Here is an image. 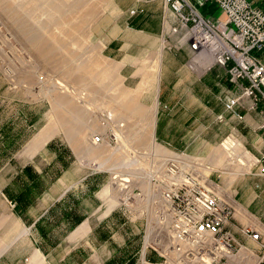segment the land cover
<instances>
[{"label": "crops", "instance_id": "obj_1", "mask_svg": "<svg viewBox=\"0 0 264 264\" xmlns=\"http://www.w3.org/2000/svg\"><path fill=\"white\" fill-rule=\"evenodd\" d=\"M255 3L264 6V0ZM106 5L110 33L103 54L120 63L124 79L133 77L135 57L156 55L163 76L174 58L154 39L162 27L163 0H107ZM200 9L220 14L214 2ZM183 58H174L175 83L161 81L166 85L160 87L161 103L168 110L160 111L156 121L157 138L203 156L232 134L253 156L264 155V102L251 108L246 97L238 108L241 117L233 115L224 103L240 92V85L219 65L198 76ZM16 98L14 89L0 92V264H159L161 257L146 243L129 246V219L117 207L109 171L97 168L111 158L90 139L99 130L98 123L94 128L91 123L96 111H89L87 119L79 107L69 106L59 126L38 116L36 101ZM22 129L31 134L22 138ZM231 170L220 173L222 185L238 193L227 227L241 244L242 263L264 264L258 243L240 231L250 225L264 240V156L248 177ZM117 222L126 228L122 237Z\"/></svg>", "mask_w": 264, "mask_h": 264}, {"label": "rangeland", "instance_id": "obj_2", "mask_svg": "<svg viewBox=\"0 0 264 264\" xmlns=\"http://www.w3.org/2000/svg\"><path fill=\"white\" fill-rule=\"evenodd\" d=\"M106 3L107 0H0V92L6 87L16 91V102L36 101L38 116L42 115L50 123L58 122L59 126L62 125L63 114L69 106L79 107L81 117L85 114L87 119L89 111L111 112L124 122V139L119 143V149L115 150L101 144L103 155L111 160L107 159L106 163L98 164V169L108 171L109 167L117 166L118 170L129 172V147L152 148L163 154L186 155L203 166L199 171L203 184L231 207L232 218V204L238 193L233 187L226 188L222 185L220 173L233 168L230 172L239 169V177H248L247 173L255 164L245 160H253L256 156L240 141H235V155L229 157L221 144L225 137L216 144L211 153L203 156L173 149L157 138L156 121L160 111L168 110H164L165 107L162 106L161 102L164 100L160 87L175 83L178 76L174 68L175 59L183 55L182 62L185 66V54L163 48L159 33L154 39L160 43V50L175 58L170 59L169 69L161 76L158 56H137L133 60V77L124 79L120 72V63L102 52L103 43L110 33L106 23ZM208 3L213 2H206L202 6ZM52 5L59 9L55 11ZM44 47L47 49L43 50ZM2 65L8 67L7 75L3 72ZM207 70L193 73L201 76ZM162 80L165 84L161 85ZM170 96L173 97L174 94L167 95ZM136 106L142 108V115L131 108ZM2 117L7 116L2 114ZM91 118L94 128L97 120L95 115ZM30 134L28 130L22 129V138H27ZM241 152L244 153L243 157H240ZM205 166H209V169H205ZM108 184L110 187V183ZM111 191L116 199L114 191ZM117 207L129 219V246H143L146 243L148 222L141 219L131 220L128 210L118 203ZM5 212L8 213V210ZM117 224L118 234L122 237L126 228L120 222ZM148 249L158 254L151 248Z\"/></svg>", "mask_w": 264, "mask_h": 264}, {"label": "built area", "instance_id": "obj_3", "mask_svg": "<svg viewBox=\"0 0 264 264\" xmlns=\"http://www.w3.org/2000/svg\"><path fill=\"white\" fill-rule=\"evenodd\" d=\"M255 1L163 0V48L182 51L186 68L195 73L213 65L223 67L228 79L240 85V92L224 103L237 117L244 98L251 108L264 102V6ZM206 2H214L220 14L203 13L200 7ZM2 68L9 72L7 66ZM95 118L99 130L91 133V142L119 149L124 122L106 110L96 111ZM260 128L264 132V111ZM235 141L239 140L229 134L221 142L229 157L235 155ZM127 153L129 172L109 167L110 187L131 220L148 222L146 245L159 254L160 264H243L238 253L241 244L227 227L231 207L203 184L201 164L183 154L152 148L129 147ZM263 156L245 161L256 164ZM241 233L258 243V259L264 262L260 231L244 225Z\"/></svg>", "mask_w": 264, "mask_h": 264}, {"label": "bare ground", "instance_id": "obj_4", "mask_svg": "<svg viewBox=\"0 0 264 264\" xmlns=\"http://www.w3.org/2000/svg\"><path fill=\"white\" fill-rule=\"evenodd\" d=\"M62 1H64V0H62ZM53 4H54V3H53ZM52 8H54L55 11H56L57 9H59L56 5H54V6L52 5ZM88 9H89V8H88ZM45 43H46V42H45ZM42 46H43V45H42ZM46 47L48 48V46H46ZM46 47H44L43 50H45ZM47 48H46V49H47ZM37 50H38V49H37ZM40 54H41V53H40ZM47 54H48V53H47ZM108 59H109V58H108ZM76 68H78V67H76ZM77 70H78V69H77ZM141 82H142V81H141ZM137 84H138V83H137ZM137 84H136V85H137ZM139 86H140V85H139ZM136 92H137V91H136ZM131 108L134 109V110H136L137 113H139V114H141V115L143 114V110H142L141 107L136 106V107H131ZM152 124H153V121H152ZM151 136H152V135H151ZM230 142H231V141H230ZM234 144H235V142H234ZM226 151H227V150H226ZM227 153H228V152H227Z\"/></svg>", "mask_w": 264, "mask_h": 264}]
</instances>
